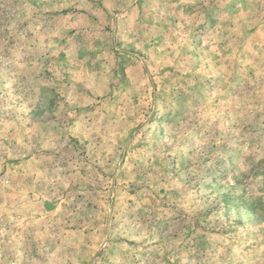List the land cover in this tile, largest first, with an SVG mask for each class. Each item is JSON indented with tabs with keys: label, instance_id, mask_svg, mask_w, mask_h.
Wrapping results in <instances>:
<instances>
[{
	"label": "rangeland",
	"instance_id": "374dc122",
	"mask_svg": "<svg viewBox=\"0 0 264 264\" xmlns=\"http://www.w3.org/2000/svg\"><path fill=\"white\" fill-rule=\"evenodd\" d=\"M0 264H264V0H0Z\"/></svg>",
	"mask_w": 264,
	"mask_h": 264
}]
</instances>
